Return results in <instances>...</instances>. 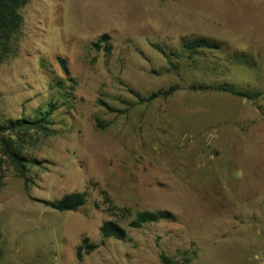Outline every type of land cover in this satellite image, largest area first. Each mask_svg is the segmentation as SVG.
<instances>
[{"label":"rangeland","instance_id":"rangeland-1","mask_svg":"<svg viewBox=\"0 0 264 264\" xmlns=\"http://www.w3.org/2000/svg\"><path fill=\"white\" fill-rule=\"evenodd\" d=\"M20 13L0 124L58 109L51 134H6L34 162L24 177L0 146V264H259L264 0H30ZM200 37L221 50L187 60L182 40ZM75 193L78 211L47 205ZM143 212L171 217L131 227ZM105 222L127 237L104 239Z\"/></svg>","mask_w":264,"mask_h":264},{"label":"trees","instance_id":"trees-1","mask_svg":"<svg viewBox=\"0 0 264 264\" xmlns=\"http://www.w3.org/2000/svg\"><path fill=\"white\" fill-rule=\"evenodd\" d=\"M30 0H0V63H3L6 59L16 54V41L21 33L23 27V17L20 13L21 9L29 4ZM108 35H103L100 42H106ZM100 42L93 43L92 46L97 50H100ZM160 53L170 60V65L173 64L172 59L180 60L182 57L180 54L172 52L167 54L166 51L160 46L154 47ZM182 55L187 60L193 61L196 57L200 56L204 52H219L221 45L217 41H212L207 38H193L182 40ZM43 66H45L43 64ZM61 88V85H60ZM219 91L243 97L245 99H255L258 95L247 91H240L236 88L228 85L219 87ZM176 91L175 88H171L167 91H162L152 94L148 99H141L142 102H151L157 98H168ZM138 98L140 96L136 94ZM57 105L50 103L48 110L42 113L38 119H17L11 120L7 123L0 124V146L2 148L3 156L21 172L22 177L25 174V168L27 164H33L34 162L27 161L26 157L22 154V147L19 146L15 140L10 136H6L7 133L21 132V131H43L46 134H51L52 131L48 128L53 113L57 110ZM52 209L59 212H73L78 211L86 205V197L83 194L75 193L66 195L61 200L56 202H48ZM171 214L169 212H143L136 216V219L131 223L133 228H141L146 224L155 223L159 220L169 219ZM101 234L104 239L115 238L118 240H124L127 237V232L124 228L113 222H105L101 227ZM86 254L92 252L96 247L94 245H87ZM79 260L83 258V247L78 249L77 254ZM163 264H172L171 260L167 257H162Z\"/></svg>","mask_w":264,"mask_h":264},{"label":"built area","instance_id":"built-area-1","mask_svg":"<svg viewBox=\"0 0 264 264\" xmlns=\"http://www.w3.org/2000/svg\"><path fill=\"white\" fill-rule=\"evenodd\" d=\"M263 234H264V227H263ZM256 259L260 262L259 264H264V252L257 255Z\"/></svg>","mask_w":264,"mask_h":264}]
</instances>
